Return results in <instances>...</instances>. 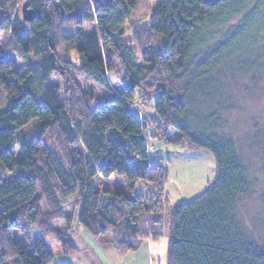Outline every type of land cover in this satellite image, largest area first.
<instances>
[{"label":"trees","instance_id":"16d2710c","mask_svg":"<svg viewBox=\"0 0 264 264\" xmlns=\"http://www.w3.org/2000/svg\"><path fill=\"white\" fill-rule=\"evenodd\" d=\"M140 1L0 0V169L15 173L0 178V264H52L47 239L71 256L78 225L120 256L165 238L166 264H264L237 145L192 114L212 76L264 43V0H162L145 22ZM115 66L125 83L110 94ZM90 84L108 93L99 105ZM160 143L211 155L200 195L170 204L168 171L148 159Z\"/></svg>","mask_w":264,"mask_h":264},{"label":"rangeland","instance_id":"374dc122","mask_svg":"<svg viewBox=\"0 0 264 264\" xmlns=\"http://www.w3.org/2000/svg\"><path fill=\"white\" fill-rule=\"evenodd\" d=\"M161 1H140L136 11L137 19L147 21ZM65 32L73 33L75 30ZM126 37L129 46L136 51L131 32L126 31ZM6 40L7 36L0 35V47ZM135 51V59L138 62L139 54ZM243 54L241 57L240 55L234 57L240 59L239 67L234 66V68V62L229 65L230 72L233 73L226 70L221 71L218 75L212 76L214 85L212 83L203 86L204 98H200L203 101H198L195 113L192 112V114L200 118H208V120H204L208 123L204 124L205 127H214L216 124L224 135L231 136L235 141L255 191L253 195L255 203L245 212L244 227L252 238L264 243V43H259V46L254 49H246ZM107 78L111 89L110 94L123 90L124 72L120 67L115 66L113 72L108 73ZM53 82H58L57 77ZM87 88L96 97L93 106L99 105L102 99L108 95L94 85L90 84ZM137 109L141 112V108L137 107ZM210 116H213L214 122L209 119ZM30 128H26L24 133L29 132ZM150 149L153 150L148 156L151 164L161 165L168 171L169 177L165 190L172 206L200 195L206 189V182H212L214 179V161L206 151L164 145L163 143L156 144ZM13 176L15 173L0 169L1 179L9 180ZM62 226L59 224L55 229L61 230ZM78 229L83 231V228L78 225L71 232L69 238L72 242L75 241L77 244L75 245L80 248V243L77 241ZM11 234L19 243H25L19 231L13 230ZM34 234L33 231L32 239ZM110 240L109 236H106L100 242L110 243ZM160 240L167 241L165 238ZM45 244L53 255L52 264L73 263L71 258L59 253L60 249L54 240L47 239ZM157 249L159 255L154 256L165 258L166 251L162 246L160 245Z\"/></svg>","mask_w":264,"mask_h":264},{"label":"crops","instance_id":"0c3cea01","mask_svg":"<svg viewBox=\"0 0 264 264\" xmlns=\"http://www.w3.org/2000/svg\"><path fill=\"white\" fill-rule=\"evenodd\" d=\"M206 183L208 185L210 182ZM78 230L77 241L80 243V248L73 241L77 250L76 253L65 256L71 258L72 264H166L164 257L154 256L159 255L157 248L160 245L166 251L167 241L165 240L158 242L145 241L136 252L120 256L110 243H101V239L92 238L84 229L83 231Z\"/></svg>","mask_w":264,"mask_h":264},{"label":"water","instance_id":"95a60500","mask_svg":"<svg viewBox=\"0 0 264 264\" xmlns=\"http://www.w3.org/2000/svg\"><path fill=\"white\" fill-rule=\"evenodd\" d=\"M21 17L25 22H30L33 17L34 13L27 8V4L24 3L21 8Z\"/></svg>","mask_w":264,"mask_h":264},{"label":"built area","instance_id":"2783aa9c","mask_svg":"<svg viewBox=\"0 0 264 264\" xmlns=\"http://www.w3.org/2000/svg\"><path fill=\"white\" fill-rule=\"evenodd\" d=\"M145 153H147V151H145Z\"/></svg>","mask_w":264,"mask_h":264},{"label":"bare ground","instance_id":"6f19581e","mask_svg":"<svg viewBox=\"0 0 264 264\" xmlns=\"http://www.w3.org/2000/svg\"><path fill=\"white\" fill-rule=\"evenodd\" d=\"M168 163V162H167Z\"/></svg>","mask_w":264,"mask_h":264}]
</instances>
